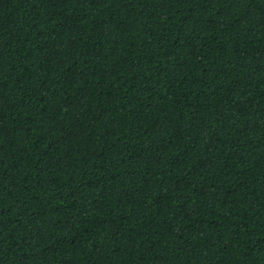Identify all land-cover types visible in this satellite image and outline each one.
Segmentation results:
<instances>
[{"label":"trees","instance_id":"16d2710c","mask_svg":"<svg viewBox=\"0 0 264 264\" xmlns=\"http://www.w3.org/2000/svg\"><path fill=\"white\" fill-rule=\"evenodd\" d=\"M0 264H264V0H0Z\"/></svg>","mask_w":264,"mask_h":264}]
</instances>
